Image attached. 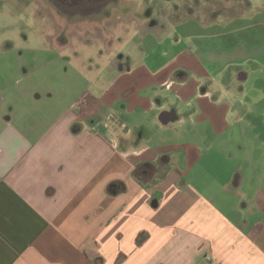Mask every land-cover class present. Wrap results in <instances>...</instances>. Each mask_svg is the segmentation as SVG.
Returning <instances> with one entry per match:
<instances>
[{"label":"crops","instance_id":"0c3cea01","mask_svg":"<svg viewBox=\"0 0 264 264\" xmlns=\"http://www.w3.org/2000/svg\"><path fill=\"white\" fill-rule=\"evenodd\" d=\"M253 1L146 24L176 53L153 60L140 96L135 68L100 103L83 90L43 126L0 105V264H264V5ZM244 4L262 20L249 23ZM180 27L187 39L172 40Z\"/></svg>","mask_w":264,"mask_h":264},{"label":"rangeland","instance_id":"374dc122","mask_svg":"<svg viewBox=\"0 0 264 264\" xmlns=\"http://www.w3.org/2000/svg\"><path fill=\"white\" fill-rule=\"evenodd\" d=\"M211 1L109 0L103 14H97V23L90 16L64 15V6L61 9L58 5L60 9L54 12L44 0H0V105L16 124L40 121L43 126L67 106L77 104L83 90L95 96L94 104L100 103L107 89L135 68L140 69L136 76L143 74L133 80L138 88L134 93L140 96L137 91H146L141 85L149 81L146 74L151 75L157 67L153 60L164 64L176 53L169 43L157 42L167 40L168 34L161 33V27L149 30L145 25H151L152 18L158 20L157 24L161 19L167 25L196 8L208 15L213 8ZM253 2L264 5L262 0ZM238 10L246 14L249 23L262 20L256 7L247 10L244 4ZM180 30L183 27L174 31L172 40L187 39ZM119 61L124 70L116 65ZM252 66L249 63L244 68L252 71ZM259 83L264 88V74ZM156 90L165 104L177 106L172 91ZM180 115L188 114L181 111Z\"/></svg>","mask_w":264,"mask_h":264},{"label":"flooded vegetation","instance_id":"af4514ba","mask_svg":"<svg viewBox=\"0 0 264 264\" xmlns=\"http://www.w3.org/2000/svg\"><path fill=\"white\" fill-rule=\"evenodd\" d=\"M106 1L109 0H44V3H48L54 12L56 9H62V6L65 7V14H69L70 12L71 17L74 15L76 16H83L84 18L90 16L98 21L97 14H103V9L106 5ZM60 5V7L58 6ZM67 8V9H66ZM100 14V15H101ZM158 20L150 19L151 24H155ZM98 23V22H97Z\"/></svg>","mask_w":264,"mask_h":264},{"label":"water","instance_id":"95a60500","mask_svg":"<svg viewBox=\"0 0 264 264\" xmlns=\"http://www.w3.org/2000/svg\"><path fill=\"white\" fill-rule=\"evenodd\" d=\"M169 115V113L168 112H164L163 114H162V116H161V118H162V120L163 121H168V119L170 118V116H168ZM113 186V185H112ZM113 187H115V186H113ZM116 188H113V190L112 191H114L113 193H116V190H115Z\"/></svg>","mask_w":264,"mask_h":264}]
</instances>
